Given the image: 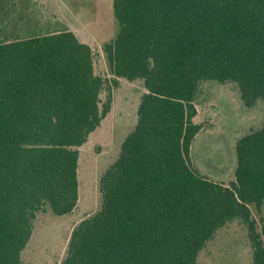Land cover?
<instances>
[{
  "label": "trees",
  "instance_id": "trees-1",
  "mask_svg": "<svg viewBox=\"0 0 264 264\" xmlns=\"http://www.w3.org/2000/svg\"><path fill=\"white\" fill-rule=\"evenodd\" d=\"M113 11L117 31L102 47L111 78L70 29L0 37V264H24L40 212L76 209L79 148L121 78L144 88L136 125L61 264H200L233 221L246 227L250 264H264V122L237 140L231 181L192 159L204 83H235L245 106L264 103V0H113Z\"/></svg>",
  "mask_w": 264,
  "mask_h": 264
},
{
  "label": "rangeland",
  "instance_id": "rangeland-1",
  "mask_svg": "<svg viewBox=\"0 0 264 264\" xmlns=\"http://www.w3.org/2000/svg\"><path fill=\"white\" fill-rule=\"evenodd\" d=\"M13 10L7 30L14 38L45 35L70 29L89 43L95 52L97 73L112 77L103 44L117 31L113 0H29ZM144 91L138 82L119 79L113 86L112 110L80 149L78 177L79 202L69 214L53 215L49 210L37 215L32 237L22 252L24 264H61L72 229L101 206L99 178L119 156L122 142L134 129ZM108 90L102 93L106 99ZM195 121L203 129L193 145V164L210 178L234 179L236 142L240 136L264 122V103L244 105L235 83L206 82L197 100ZM255 218L261 215L252 206ZM251 246L246 227L238 221L219 230L200 255V264H250Z\"/></svg>",
  "mask_w": 264,
  "mask_h": 264
},
{
  "label": "crops",
  "instance_id": "crops-1",
  "mask_svg": "<svg viewBox=\"0 0 264 264\" xmlns=\"http://www.w3.org/2000/svg\"><path fill=\"white\" fill-rule=\"evenodd\" d=\"M29 0H0V37H3L1 32H6L13 20L12 11L16 10V6L23 8L27 3L31 7ZM8 32V31H7Z\"/></svg>",
  "mask_w": 264,
  "mask_h": 264
}]
</instances>
